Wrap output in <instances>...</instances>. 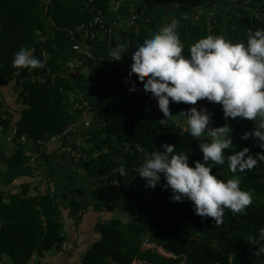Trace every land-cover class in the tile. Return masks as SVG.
Wrapping results in <instances>:
<instances>
[{"label":"trees","instance_id":"16d2710c","mask_svg":"<svg viewBox=\"0 0 264 264\" xmlns=\"http://www.w3.org/2000/svg\"><path fill=\"white\" fill-rule=\"evenodd\" d=\"M204 1L139 0L134 4L133 0L126 3L124 0H0V87L14 84L17 95L16 106H7L0 98V114L7 113L10 119L4 125L7 127L10 121H15L19 133L27 135L28 140L10 159L9 171L3 175L4 186L13 184L19 177L34 175L35 170L24 154L26 148L62 133L77 122L79 110L71 109L69 96L61 89L84 95L83 86L97 81L93 94L98 100L94 104L102 123L95 128L92 125L85 146L89 155L104 149L107 153L92 159L84 168L96 172L107 183H122L132 174L144 189L145 201L151 202L140 209L136 222L112 220L101 224L98 227L101 238L82 255L81 264H113V261L134 264L137 260L151 264H264V239L259 235L264 227V161L235 174L241 179L240 187L253 195L246 214L234 215L225 209L218 225L211 217L196 215L190 201L173 202L171 190L164 187L163 179L155 188H148L145 180L133 171L151 152L163 151L164 144L174 145L176 153L185 151L189 166L203 160L198 146L201 140L209 138L205 135L197 140L184 132V118L179 115L191 107L207 109L212 114L211 127L230 125L233 143L231 150H224L225 156L245 147L253 156L262 151L253 138L241 139L245 132L255 129V122L239 117L226 121L222 107L206 99L196 105L170 100L172 116L167 126H163L159 122L165 117L156 99L143 90V81L135 74L129 77L131 64L116 63L111 53L98 44V31L109 23V16L119 4L123 19L128 18L134 7L139 6L141 11L140 19L133 24L127 19L124 24L127 29L123 32V44L131 53L148 35L172 19L180 21L177 32L184 45V55H188L193 43L209 34L241 43L246 42L250 29L264 28V0H212L219 7L214 20L202 18L195 23L185 18L184 8L176 7ZM94 6L106 15L103 24L91 29L94 36L87 43L84 44L81 34L73 40L63 30L92 21ZM76 44L84 49L92 48L93 77L64 78L70 62L78 60L68 54ZM21 47L32 49L34 56L43 60L44 67L31 71L13 68L14 53ZM133 84L135 90L129 91ZM82 101L78 95L75 103ZM137 145L144 151H138ZM47 150L46 147L42 151V156ZM4 153L0 146V157ZM121 166L126 169L123 175L116 171ZM211 171L221 180L233 177L227 162ZM36 188L40 191L39 184ZM29 189L30 185H24L23 191L14 195L0 191V257L8 258L11 264H30L34 256L41 262L51 250L61 251L66 241L63 208L50 194L51 190L44 196L29 197ZM146 245L156 248H144Z\"/></svg>","mask_w":264,"mask_h":264},{"label":"clouds","instance_id":"9594fccd","mask_svg":"<svg viewBox=\"0 0 264 264\" xmlns=\"http://www.w3.org/2000/svg\"><path fill=\"white\" fill-rule=\"evenodd\" d=\"M179 24V20L172 19L152 32L135 47L131 57L129 77L135 74L138 80L143 81V90L156 99L165 117L159 123L167 126V120L172 116L170 100L196 105L206 99L222 107L226 121L239 117L255 122V129L245 132L241 139L253 138L262 151L253 156L245 147L225 156L224 150H231L233 143L230 125L225 123L220 127H211L212 114L205 108L198 110L191 107L179 115L184 118V132L197 140L205 135L209 138L201 140L198 146L203 160L194 161V166H189L185 151L176 153L174 145L164 144L161 146L163 151L151 152L133 171L145 180L148 188H155L163 179L166 181L164 187L171 190L170 199L173 202L190 201L196 215L211 217L218 225L222 222L225 209L234 215L246 214L253 203V195L240 187L241 179L235 174L251 170L258 165V161H264V28L250 29L246 42L241 43L209 34L193 43L188 55H184V45L177 32ZM120 48L123 49L124 45ZM124 52L114 50L111 53L113 60H121ZM12 67L31 71L43 68L44 62L34 56L32 49L21 47L14 53ZM134 90L135 84L129 88V91ZM137 150L144 151L139 145ZM94 153L102 155L107 150ZM226 162L233 177L218 179L211 170ZM116 171L123 175L126 169L121 166ZM45 180L48 184V179ZM259 235L264 239V227L259 230ZM63 236L66 237V247L63 245L60 252L66 250L68 243L65 231Z\"/></svg>","mask_w":264,"mask_h":264},{"label":"crops","instance_id":"0c3cea01","mask_svg":"<svg viewBox=\"0 0 264 264\" xmlns=\"http://www.w3.org/2000/svg\"><path fill=\"white\" fill-rule=\"evenodd\" d=\"M126 19L119 13L112 12L109 16V23L104 25L99 31L98 44L107 52L112 53L119 49L125 51L119 61H115L121 66L132 63V53L127 47L120 48L123 44V32L127 29ZM120 42V43H119ZM69 56L80 59L81 69L85 79L94 76L92 64L85 57L81 56L76 47H72ZM97 83V81H96ZM96 83L85 84L84 95L90 103V109L85 113H78L79 123L77 130L72 135V141L87 145V135L91 128L83 126L84 121H90L93 128L102 123L98 116V109L94 102L98 98L93 91ZM0 98L7 106H16L17 95L14 91V84L0 87ZM75 112V107L70 106ZM0 146L5 151L0 157V191L5 190L8 195L19 194L23 191L24 185H30L29 197L40 195L37 192V178L42 176L49 181L50 193L62 206L64 231L68 237L67 248L64 252L56 249L51 250L41 262L38 257H33L30 264H81V257L87 252L89 247L100 240L101 235L98 227L101 224L112 220H122L133 222L138 220L140 209L148 207L151 202L145 201L146 195L138 178L128 174L122 183H107L98 178L96 172L90 173L86 168L68 165L62 155L58 153L59 143L47 146V154L39 156L37 149L30 146L35 153V159L31 163L35 173L33 176H22L17 178L13 184L4 186L3 175L9 171L10 159L19 151L20 145L10 141L6 135H0ZM48 191L45 193V195ZM41 196V195H40ZM7 198H4V200ZM146 245L144 248H148ZM137 260L135 263H137ZM134 263V264H135ZM0 264H11L6 257H0ZM113 264L116 262L113 261Z\"/></svg>","mask_w":264,"mask_h":264},{"label":"built area","instance_id":"2783aa9c","mask_svg":"<svg viewBox=\"0 0 264 264\" xmlns=\"http://www.w3.org/2000/svg\"><path fill=\"white\" fill-rule=\"evenodd\" d=\"M128 0H124V3H126ZM134 3L136 4L137 1L139 0H133ZM91 2H94V0H91ZM232 2H236L235 0H232ZM121 4L116 5L114 8L115 13H119L121 16L123 14V11L120 7ZM178 9L179 8H184V14L185 18H190L192 22H198L202 18L207 19V20H214L217 11L219 10V7L217 6L216 3H214L212 0H206L202 4H189V5H182V6H176ZM91 13L93 14V20L88 22V23H82L78 25L74 29H64L65 31L73 40L75 39L76 35L81 34L83 35V42L84 44L87 43L88 41L92 40L94 34L91 32V29L93 27H96L97 25H102L103 19L106 17V15L103 13V11L97 7H92L91 8ZM141 11L139 9V6L134 7L130 11V15L128 18H126L127 21L131 22V24L134 23L135 20L140 19V14ZM92 38V39H91ZM76 50L78 53L85 57L87 60L94 59V55L92 52L91 47H86L84 49L83 47H79V45H75ZM70 68L69 71L66 74H64V78L68 79L72 75L76 78H79L83 75V70L81 69V63L80 60H76L74 62H70L69 64ZM65 73V72H64ZM52 78H56V76L52 75ZM62 92L66 93L69 96V101L72 103V105L75 108H78V110L82 111L81 113H85L88 109H90V103L85 100L84 96L79 92V91H67L65 89H61ZM82 97V103L76 102V97L77 96ZM84 110V111H83ZM10 119L9 115L7 113H1L0 114V135H6L8 139L12 142H16L20 145H24L26 142L28 143L27 140V135L25 134H20L18 130V126L15 123V121H10L9 125L6 127L4 125L5 121H8ZM79 123L75 122L72 125H70L66 130H64L62 133L55 135L53 137H49L45 140H39L34 143V146L37 147L38 153H42L43 150L46 151V147L50 144L53 143H59L60 149L58 150V153H60L64 159V161L72 166H77V167H85L88 165L92 159L98 158L101 154L100 153H92L88 154L86 152V147L81 145L80 143H75L72 141V134L77 130ZM83 126L85 128L90 127V122L89 121H84ZM25 156L29 158L30 162L32 163L35 159V154L34 151L31 148H26L25 149ZM37 182L40 183L41 187V194L42 196L45 195V193L48 191L49 185L47 184V181L45 180L44 177L39 176L37 178ZM53 191V190H52ZM51 191V192H52ZM64 247L66 245L64 244ZM148 248H155V245L152 246H147ZM65 249V248H64ZM136 264H151L147 261H138Z\"/></svg>","mask_w":264,"mask_h":264}]
</instances>
